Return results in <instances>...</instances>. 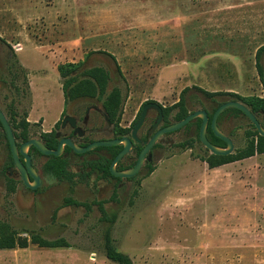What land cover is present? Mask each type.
<instances>
[{"label": "rangeland", "instance_id": "rangeland-1", "mask_svg": "<svg viewBox=\"0 0 264 264\" xmlns=\"http://www.w3.org/2000/svg\"><path fill=\"white\" fill-rule=\"evenodd\" d=\"M263 42L264 0H0V106L11 124L31 110L43 117L29 134L53 130L64 106L57 69L67 62L112 73L124 124L147 101L179 109L186 89L190 109L206 92L264 95ZM228 119L241 148L249 121ZM203 154L175 145L129 190L113 180L72 187L47 177L40 190L15 194L0 173V221L28 239L26 248L0 251V264H118L104 251L107 230L133 264H264V152L214 168ZM7 155L0 151V164ZM70 195L86 205H64ZM32 232L71 247H41Z\"/></svg>", "mask_w": 264, "mask_h": 264}, {"label": "flooded vegetation", "instance_id": "flooded-vegetation-1", "mask_svg": "<svg viewBox=\"0 0 264 264\" xmlns=\"http://www.w3.org/2000/svg\"><path fill=\"white\" fill-rule=\"evenodd\" d=\"M87 61H89V59ZM103 67L104 66L102 65H89L87 62L80 65L75 64L74 62H67L66 64L58 66L57 75L64 103L61 110V117L56 122V124H58L53 130L44 131L38 134H30L27 140L30 138H39L42 143L50 149H57L63 141V151L60 155L56 156L54 154L42 153L35 145L29 147L28 153L31 156L32 167L41 179L40 185L37 188L27 186L19 168L15 166L10 144L0 120V151H2V149L8 150L7 160L5 159L4 162L0 164V173L5 176L7 180L6 187H8L6 189L11 193L16 194L23 190H25V192L28 190L33 192L38 191L43 186L47 177L55 178L70 185H75L79 180H113L119 187L125 186L126 190H129L132 183L140 182L141 177L151 174L155 170L156 165L166 157L171 151V148L175 145L189 148L191 150L196 146H199L200 149L203 150V155L209 156L210 154H214L201 140L200 132L204 119L200 115L194 117L188 123L176 130L161 132L165 127L180 121L176 119V115L180 109H171L170 106L159 102L158 103L161 106V116L156 108L149 109L143 123L137 129L136 135H134L133 129L135 123L139 119L146 102L143 103L137 111L134 120L130 124L123 123V118L119 112L115 115H111L108 112L106 102L108 101L109 94L113 88L109 89L107 83L105 89H102L100 83L90 74V71L95 68ZM109 72L110 71L108 70V73ZM110 76H112L111 72ZM89 79H92L94 84H92ZM215 96L216 95H209L202 104L194 106L191 109L187 106L188 114L198 111L206 112L208 116L206 137L212 144L222 148H228V141L214 132L212 121L216 109L221 104L231 100L240 101L247 106L264 127V110L256 108L255 106L258 100L262 101L264 99V95L246 97L237 96L238 98L223 100H220ZM180 99L181 98H179V101ZM0 108L2 109L1 106ZM232 109L234 108L225 109L217 118L218 128L233 143V149L231 153L227 155L235 154L240 149L236 146L234 130L225 127V124L230 122L228 119L229 117L243 116L249 121L250 127L244 132L245 142L242 147L251 142L252 138L255 137L258 139V136L255 133V130L258 131V129L252 119L242 110L239 109L240 112H234ZM174 110L176 111L174 112ZM2 111L4 112L3 109ZM4 114L6 115L5 112ZM8 121L10 122L9 119ZM14 134L18 146L27 141L17 137L15 130ZM155 136L157 137L145 151L142 166L135 175L121 177L112 172L111 164L114 158L125 148L126 140L124 138L129 139L130 148L116 162L115 167L118 171L133 168L139 161L143 149ZM67 139L81 146L89 145L95 141H111L119 139L120 142L117 144L99 145L89 151L78 153L66 141ZM87 154H91L89 159L82 160V163L80 164L75 162L76 156L83 157ZM10 155L12 156V160H10ZM20 158L25 164V158L22 154H20ZM59 162L61 163L60 166H58ZM61 168L64 170V173L69 174L72 177L73 181L59 179L54 174L56 171H60ZM29 177L30 181L33 182L34 177L30 172ZM10 187H13L14 189L11 190Z\"/></svg>", "mask_w": 264, "mask_h": 264}, {"label": "trees", "instance_id": "trees-1", "mask_svg": "<svg viewBox=\"0 0 264 264\" xmlns=\"http://www.w3.org/2000/svg\"><path fill=\"white\" fill-rule=\"evenodd\" d=\"M264 53V42L261 43L257 47L256 57L257 59ZM257 65L259 67L260 73L263 77L264 82V71L260 63L257 62ZM90 74L94 77L96 81L100 83V86L102 89H105L109 79L110 75L104 68H95L94 70L90 71ZM89 81L93 83L92 79H89ZM188 89L184 90L183 94ZM209 95H216L215 93H209L206 92ZM182 94L181 99L179 102H177L176 106L179 107V112L176 115L177 120H181L188 114V108L185 104V96ZM231 95H237L235 93H232ZM238 96V95H237ZM240 97V96H238ZM122 104H123V95L120 89L113 88L111 93L109 94L108 101L106 102V106L108 109V112L111 115H115L118 112L121 113L122 110ZM256 108H260L264 110V99L262 101H257L255 104ZM172 109V107H171ZM234 112H240L239 109H232ZM14 113V112H13ZM112 118V117H111ZM11 122V120H10ZM12 123V122H11ZM30 122L27 120V115L23 118L22 122L19 124H15V122L12 124L13 128L15 130L16 136L20 137L24 140H27L29 138V132H28V125ZM17 128L19 130H17ZM18 131V132H17ZM256 135L258 136V139L255 137L251 139V142L246 144L244 147L240 148L235 154L231 155H217V154H210L209 156H201L211 168L220 166L222 164L231 162L236 159H242L248 156L253 155L256 152L263 153L264 152V136L260 135L257 130H255ZM58 158V157H57ZM10 160H12V156L10 155ZM58 160V159H57ZM60 166L61 163H58ZM59 179H66L69 181H73L72 177L69 174L64 173V170L61 168V170L56 171L54 173ZM74 187V184L71 185ZM11 190H13V187H10ZM64 205H86L84 202H81L75 198H73L71 195L68 196L65 199ZM89 207V206H88ZM99 207L103 213V217L107 218L110 222H114L116 219V214H113L111 217L108 216L104 206L103 202H99ZM20 232L17 231V229L13 228L8 222L6 221H0V249H16L18 247L25 248L28 247V239L26 237L19 236ZM31 241L33 243L38 244L41 247L45 248H60V247H71V244L67 242L64 238H58V239H46L44 238L40 233L32 232L31 233ZM104 251L108 259H110L113 262H116L118 264H133L132 258L125 252L119 250L114 242V239L110 233V230H107L104 235Z\"/></svg>", "mask_w": 264, "mask_h": 264}, {"label": "water", "instance_id": "water-1", "mask_svg": "<svg viewBox=\"0 0 264 264\" xmlns=\"http://www.w3.org/2000/svg\"><path fill=\"white\" fill-rule=\"evenodd\" d=\"M152 108H156L160 112V116H161V106H160V104L158 102H155V101L146 102L144 104V106H143V110H142V113H141L139 119L135 123L134 129H133V134L134 135H136L137 129L143 123L148 110L152 109ZM227 108H238V109L242 110L244 113H246L252 119V121L254 122V124L257 127L259 133L262 136H264V127L257 120L255 115L250 111V109L247 106H245L243 103H241L240 101H237V100H231V101H228V102H225V103L221 104L216 109V111L214 113V116H213V121H212V128H213L214 132L217 135L225 138L228 141V148H222V147L216 146V145L212 144L207 139V137H206V128H207V124H208V116H207L205 111H198V112L190 113L186 117L181 119L180 121H177V122L165 127L164 129L161 130V132L176 130V129L182 127L183 125H185L186 123H188L194 117L200 115L204 119L202 127H201V132H200V136H201L202 142L211 150L212 153L218 154V155H227V154L231 153V151L233 149V143L228 137H226L220 131V129L218 128V125H217L218 116L220 115V113H222ZM0 120H1V122L3 124L4 130L6 132V135H7L9 144H10V148H11V152H12V155H13V158H14L15 166L17 168H19V170H20V172H21V174L23 176V180H24L25 184L27 186L31 187V188H37L40 185L41 179L38 176V174L36 173V171L34 170V168L32 167L31 156L28 153L29 147L31 145H35L44 154H54V155L58 156L63 151V143L64 142L62 141L57 149H50L44 143H42V141L39 138H30L29 140L23 142L20 146H18L17 141H16V137H15V134H14V130H13L10 122L8 121L6 115L4 114V112L2 111L1 108H0ZM156 137L157 136H155L152 140H150L148 145L143 149V151H142V153L140 155L139 161L136 163V165L133 168H130V169H127V170H123V171H118V170H116V167H115L116 162L130 148L129 139L128 138H124L126 140L125 148L122 151H120L116 155V157L114 158V160H113V162L111 164L112 172L115 175H118V176H121V177L135 175L140 170V168L142 166V162H143V159H144L145 151L154 142ZM66 141L78 153H83V152L89 151V150H91V149H93V148H95V147H97L99 145L117 144V143L120 142L119 139H115V140H111V141H95V142L90 143L89 145L81 146V145L75 144L74 142H72L69 139H67ZM20 154H22L24 156L25 164L21 161ZM29 172L34 177V181L33 182L30 181Z\"/></svg>", "mask_w": 264, "mask_h": 264}, {"label": "crops", "instance_id": "crops-1", "mask_svg": "<svg viewBox=\"0 0 264 264\" xmlns=\"http://www.w3.org/2000/svg\"><path fill=\"white\" fill-rule=\"evenodd\" d=\"M31 90H32V83H31ZM35 99H36V95L34 94V92L32 91V100H33V104H32V109L34 107H36L35 105ZM40 118L43 119V122H45L44 118L43 117H40L39 115V118H35L34 117V112L33 110L30 111V113L27 115V120L31 123V122H37ZM59 120V117H57L56 121H55V124L56 122ZM50 130V129H49ZM49 130H45V131H49ZM26 248V247H25ZM9 250H15V249H0V251H9Z\"/></svg>", "mask_w": 264, "mask_h": 264}, {"label": "built area", "instance_id": "built-area-1", "mask_svg": "<svg viewBox=\"0 0 264 264\" xmlns=\"http://www.w3.org/2000/svg\"><path fill=\"white\" fill-rule=\"evenodd\" d=\"M16 46L18 47V48H17L18 50L21 49V46H20L19 44H17Z\"/></svg>", "mask_w": 264, "mask_h": 264}]
</instances>
